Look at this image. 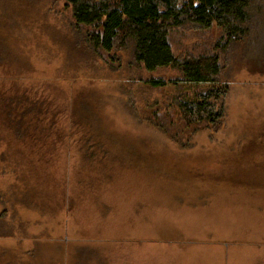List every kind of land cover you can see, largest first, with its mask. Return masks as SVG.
<instances>
[{
	"label": "rangeland",
	"instance_id": "rangeland-1",
	"mask_svg": "<svg viewBox=\"0 0 264 264\" xmlns=\"http://www.w3.org/2000/svg\"><path fill=\"white\" fill-rule=\"evenodd\" d=\"M220 33L188 23L173 48L213 50ZM86 35L64 0H0V264H264V27L218 50L224 118L190 132L178 102L207 87L154 88L130 48ZM130 236L200 248L110 251Z\"/></svg>",
	"mask_w": 264,
	"mask_h": 264
},
{
	"label": "trees",
	"instance_id": "trees-1",
	"mask_svg": "<svg viewBox=\"0 0 264 264\" xmlns=\"http://www.w3.org/2000/svg\"><path fill=\"white\" fill-rule=\"evenodd\" d=\"M64 1L71 8L75 25L86 29L92 49L111 55L118 48H130L135 63L151 74L147 83L152 87H166L177 79L207 87L192 100L178 102L180 119L189 132L205 125L217 127L224 118L228 84L222 82L218 50L227 51L264 27V0ZM188 23L203 31L219 29L213 50L206 48L195 54L187 49L183 55L175 52L172 33ZM164 70L177 72L178 78L159 76ZM159 120L167 121V116ZM186 137L191 138L185 134L176 138L186 143Z\"/></svg>",
	"mask_w": 264,
	"mask_h": 264
},
{
	"label": "crops",
	"instance_id": "crops-1",
	"mask_svg": "<svg viewBox=\"0 0 264 264\" xmlns=\"http://www.w3.org/2000/svg\"><path fill=\"white\" fill-rule=\"evenodd\" d=\"M183 208L186 209V210H189L190 212H195V213L203 212V210H199L197 208H194V209L193 208H190L189 205H185ZM180 209L182 210L181 207H180ZM105 210H109L110 211V215H114L115 214V208L114 207H111L110 205L106 206L105 207ZM133 219H135L134 216H133ZM219 227H220V229H219L220 231H225L223 227H221V226H219ZM185 238L187 240H193V241L194 240H198V238L197 237H194V236L193 237L192 236H186ZM96 239H106V240L119 239V235L118 234H115V233H109V234H106V235H101V237H96ZM124 239L133 241V243H131L132 245L131 246H129V245L120 246L119 245L118 247H116L115 249H112L110 251H197V250L190 249V248L191 247H194V248H197V249L200 248L198 245H192V246L182 247V246H179V245H172L171 244L170 246L175 247V249L156 250L155 248L158 247L159 244L153 243L149 247L148 250H143L140 247H137L138 243H136V242L137 241H142V240H148V238L130 236V237H124ZM209 242H219V243H221V242H223V240H221L220 238H215L214 240L210 239ZM230 243H231V245H229V246H223L221 244H218V245H216V248L217 249H213L211 251H237L234 248L233 242H230ZM167 246L168 245H166V246H161L160 245V247H167ZM236 247H238L239 249H241L242 247H245V244H243L241 242H238L236 244Z\"/></svg>",
	"mask_w": 264,
	"mask_h": 264
}]
</instances>
